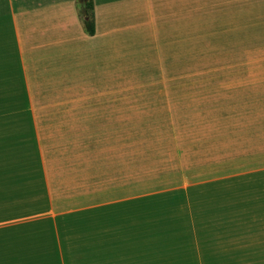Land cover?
<instances>
[{
	"label": "rangeland",
	"instance_id": "374dc122",
	"mask_svg": "<svg viewBox=\"0 0 264 264\" xmlns=\"http://www.w3.org/2000/svg\"><path fill=\"white\" fill-rule=\"evenodd\" d=\"M87 1V15L81 0L4 1L6 67L15 27L24 54L36 47L24 33L49 29V43L74 55L67 80L80 87L69 92L77 100L67 121L38 123L43 147L48 140L64 153L62 162L46 156L52 169H67L62 178L52 169L5 172L31 186L8 189L30 200L0 201V264H99L110 254L143 264H264L263 59L237 63L227 55L236 26L190 25L189 0H118L109 12L96 0L99 46L85 59L73 17L85 32L86 21L95 28ZM21 86L17 112H40L23 74ZM78 209L99 213L100 228L58 216ZM94 233L115 251L93 249Z\"/></svg>",
	"mask_w": 264,
	"mask_h": 264
},
{
	"label": "crops",
	"instance_id": "0c3cea01",
	"mask_svg": "<svg viewBox=\"0 0 264 264\" xmlns=\"http://www.w3.org/2000/svg\"><path fill=\"white\" fill-rule=\"evenodd\" d=\"M4 1L5 0H0V201H23L30 200V197L19 198L17 194L16 197L10 198L14 193L10 190L8 191V189H11V186L15 183H17V185L12 187L16 186L15 188H19V190L23 188H20L21 185L30 187L31 183L24 179H17V181L13 182L9 181L6 178L5 172L13 169L19 172L17 177L24 178V174H21V172L25 170L32 171L40 168L46 171L52 169L53 163L51 160L47 159L48 156L50 159H54V156H56L55 163L57 161L62 162L64 153L61 154L60 150L54 149L50 141L44 140L45 146L43 147V139H41V137L45 136V138H47L45 132L46 126H43L44 128L41 130L38 128V123L67 121L69 108L70 106H74V102L77 100L74 96L73 98L71 97V99L69 92L73 88H79L80 85L78 86L77 82L73 81L74 78H71V82L67 80V77H70L69 71L75 72L71 69L73 65L69 67V58L74 55L70 53V55L68 53L65 54V51L69 48L68 44H58V41H54L52 44L49 43L50 40L48 37L51 34L49 29V31L46 30L47 36L43 35V32H39L38 29L27 30V34L24 33L25 37L29 42H35L36 47L30 48V50L24 54L21 49L19 31L15 27V37L13 40L16 43V57L13 55L12 57H8L7 59H9V61L6 67L5 43L7 40L5 32ZM92 1L96 23V30L93 36L88 35L84 31L79 19L73 17L82 29L79 37L86 45V48H83L84 51H82L85 52L83 53L86 57L85 59H92L91 55L94 53L95 49L94 44L98 43L97 45L99 46L98 38H100L98 37L100 31L96 14V0ZM101 1H103V7H106L107 12H109L111 6L116 4L118 0ZM235 2L234 4L232 0H189L188 9L190 25H205L207 27H221L224 29L228 28L230 25L236 26L235 45L232 44L228 47L227 55L235 56L238 60L237 63H239L241 58L263 59L262 68L264 69V0H236ZM18 8L20 9V5ZM38 13V10L34 9V12L28 15V24L33 23L31 19L33 17L37 18ZM13 20L14 19H10L14 25L16 20L15 22H13ZM36 23H38L37 20H35V24ZM29 38L34 41H30ZM47 38L48 42L45 43ZM104 38L106 42L104 44L105 47L100 49V52L103 50L107 51L111 46L109 35ZM58 50L60 52H58ZM72 50L73 49H70L68 52ZM79 55L82 57V53ZM58 56L62 58L61 61L57 59ZM109 59L111 60V57H109ZM8 69H10V71L9 74L6 75V70ZM22 74L27 84L29 102L31 101L33 104L39 105L40 112L30 114H21L17 112L19 111L18 107L20 106L22 97ZM29 74L31 75L27 78L26 76ZM46 100H48V102ZM53 109L58 112L55 113ZM49 110H51V112H49ZM32 139L37 141L38 148L31 149L34 147L31 146ZM36 150L38 152H36ZM37 154L40 155L41 159H44L39 162L40 167L31 161L33 155ZM58 157H60V159ZM32 164L34 166H32ZM62 166L63 164L61 167L58 166L59 168L53 167L52 170L54 171V175H52V178H62V174H57ZM64 169L67 170L63 166V170ZM32 184L35 185L34 183ZM46 186L50 188L49 182L46 183ZM22 193L26 194L28 192ZM78 210L81 211L77 212ZM78 210H76L75 213H69V210L62 211L58 216H61V219L67 218L65 216H69L70 218H67L69 220L73 217L81 219L83 216L84 218L96 219L93 229L97 227L100 228L99 220L101 217L99 216L101 215L99 213H92V216L85 217V213L89 212L85 211L84 213L83 209ZM62 228L65 229L63 221L60 232L58 233L61 234ZM97 229L95 231H97ZM93 236V249L109 251V253L115 251V245H112L111 242L102 240L100 234L94 233ZM131 244L126 248L130 250L135 249L136 246H131ZM110 256L111 258L108 256L109 258L99 261V264H143L137 257L132 258L128 256L124 258L126 261L124 262L120 261V257L116 258L114 254H110Z\"/></svg>",
	"mask_w": 264,
	"mask_h": 264
},
{
	"label": "trees",
	"instance_id": "16d2710c",
	"mask_svg": "<svg viewBox=\"0 0 264 264\" xmlns=\"http://www.w3.org/2000/svg\"><path fill=\"white\" fill-rule=\"evenodd\" d=\"M83 2V8L85 10V14L87 15V11L92 9V3L90 1L87 0H81ZM84 25L86 26V32L88 35L93 36L94 32H95V28H94V24L93 22H88L86 21L84 23Z\"/></svg>",
	"mask_w": 264,
	"mask_h": 264
}]
</instances>
